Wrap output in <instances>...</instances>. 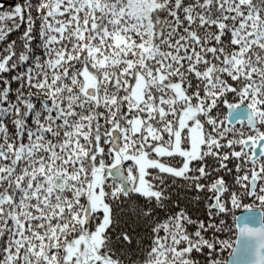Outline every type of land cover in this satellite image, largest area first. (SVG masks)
I'll return each mask as SVG.
<instances>
[{
    "label": "snow or ice",
    "instance_id": "6c2138e0",
    "mask_svg": "<svg viewBox=\"0 0 264 264\" xmlns=\"http://www.w3.org/2000/svg\"><path fill=\"white\" fill-rule=\"evenodd\" d=\"M0 264H264V0H0Z\"/></svg>",
    "mask_w": 264,
    "mask_h": 264
},
{
    "label": "trees",
    "instance_id": "16d2710c",
    "mask_svg": "<svg viewBox=\"0 0 264 264\" xmlns=\"http://www.w3.org/2000/svg\"><path fill=\"white\" fill-rule=\"evenodd\" d=\"M9 2H10V0H9Z\"/></svg>",
    "mask_w": 264,
    "mask_h": 264
}]
</instances>
